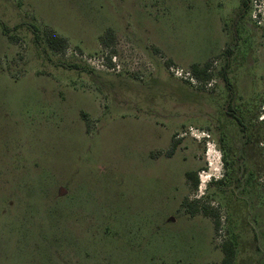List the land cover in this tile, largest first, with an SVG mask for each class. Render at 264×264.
Returning a JSON list of instances; mask_svg holds the SVG:
<instances>
[{
    "label": "rangeland",
    "instance_id": "374dc122",
    "mask_svg": "<svg viewBox=\"0 0 264 264\" xmlns=\"http://www.w3.org/2000/svg\"><path fill=\"white\" fill-rule=\"evenodd\" d=\"M245 1L0 0V264H219L225 241L264 264V0Z\"/></svg>",
    "mask_w": 264,
    "mask_h": 264
},
{
    "label": "trees",
    "instance_id": "16d2710c",
    "mask_svg": "<svg viewBox=\"0 0 264 264\" xmlns=\"http://www.w3.org/2000/svg\"><path fill=\"white\" fill-rule=\"evenodd\" d=\"M247 7V3L245 0H242V8L245 9ZM48 45L53 51H60L66 46V41L63 38L55 36L53 33H49L47 39ZM210 63L205 64L204 66L194 65L191 67V75L193 78L197 80H207L209 79L208 69ZM238 124H241L239 120H237ZM186 181L191 185L193 189L197 188L198 179L195 173L188 172L185 175ZM194 212H197L195 209L193 211L188 212L189 215H193ZM204 216H209L213 219V225L215 232L218 230L219 222L215 215L207 209L203 210ZM222 259L219 264H233L235 258V247L232 242L225 241L222 243L221 247ZM214 264V263H213Z\"/></svg>",
    "mask_w": 264,
    "mask_h": 264
},
{
    "label": "built area",
    "instance_id": "2783aa9c",
    "mask_svg": "<svg viewBox=\"0 0 264 264\" xmlns=\"http://www.w3.org/2000/svg\"><path fill=\"white\" fill-rule=\"evenodd\" d=\"M182 72L181 71H179L177 74L179 75V76H181L182 74H181ZM185 75L186 76H188V74L187 73H185Z\"/></svg>",
    "mask_w": 264,
    "mask_h": 264
}]
</instances>
